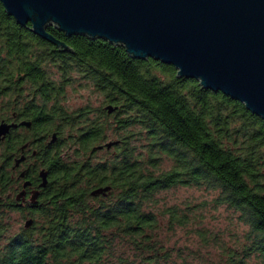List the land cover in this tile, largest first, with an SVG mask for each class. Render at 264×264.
I'll return each mask as SVG.
<instances>
[{
  "label": "trees",
  "instance_id": "obj_1",
  "mask_svg": "<svg viewBox=\"0 0 264 264\" xmlns=\"http://www.w3.org/2000/svg\"><path fill=\"white\" fill-rule=\"evenodd\" d=\"M31 26L0 1V45L8 61L37 72L44 126L54 131L42 153L51 202L37 232L0 246V264H264V120L172 65L49 26L66 50ZM15 31L24 33H7ZM74 84L99 103L66 104ZM180 186L214 196L166 203L162 194ZM210 204L233 212L241 232L227 241L205 227ZM190 226L216 253L168 244L165 230Z\"/></svg>",
  "mask_w": 264,
  "mask_h": 264
},
{
  "label": "water",
  "instance_id": "obj_2",
  "mask_svg": "<svg viewBox=\"0 0 264 264\" xmlns=\"http://www.w3.org/2000/svg\"><path fill=\"white\" fill-rule=\"evenodd\" d=\"M0 1L18 23H31L36 34L66 50L49 26L68 36L109 41L133 58L172 65L178 77L222 91L264 120V0ZM43 177L45 186V171Z\"/></svg>",
  "mask_w": 264,
  "mask_h": 264
},
{
  "label": "flooded vegetation",
  "instance_id": "obj_3",
  "mask_svg": "<svg viewBox=\"0 0 264 264\" xmlns=\"http://www.w3.org/2000/svg\"><path fill=\"white\" fill-rule=\"evenodd\" d=\"M12 40L22 42L12 37L1 41ZM8 52L0 45V236L10 244L38 231V217L51 202L50 174L42 153L44 145L52 143L44 134L54 131L44 126L42 84L34 77L37 72L8 61ZM44 170L47 183L42 186Z\"/></svg>",
  "mask_w": 264,
  "mask_h": 264
},
{
  "label": "rangeland",
  "instance_id": "obj_4",
  "mask_svg": "<svg viewBox=\"0 0 264 264\" xmlns=\"http://www.w3.org/2000/svg\"><path fill=\"white\" fill-rule=\"evenodd\" d=\"M67 98L66 104L71 107H77L79 105L85 104L88 99H91V102L94 104H98L100 96L96 93H93L91 88L81 87L79 85H71L66 90ZM214 196L213 192L206 191L203 189H199L197 187H186L180 186L174 188L172 190L166 191L162 194L163 200L168 204L173 203H184V202H201L204 200H211ZM241 224L238 223L233 212H230L226 207L219 206L215 207L214 205H208L206 209V219H205V227L208 229L220 233L227 241H229V236L231 233H240L242 230ZM191 228L193 227H177L174 232L164 231V235H166V239L168 244H176L181 246H189L191 248L198 249L202 247L203 253L205 255L212 253H216V249L211 246L205 248L200 238L197 234H195ZM231 237V236H230ZM6 243L4 236H0V246L2 247Z\"/></svg>",
  "mask_w": 264,
  "mask_h": 264
}]
</instances>
